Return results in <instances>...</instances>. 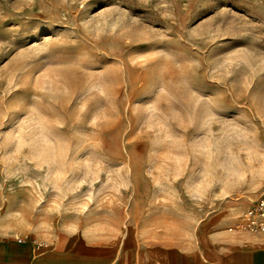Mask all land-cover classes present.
<instances>
[{"label": "rangeland", "instance_id": "obj_1", "mask_svg": "<svg viewBox=\"0 0 264 264\" xmlns=\"http://www.w3.org/2000/svg\"><path fill=\"white\" fill-rule=\"evenodd\" d=\"M264 193V0H0V231L188 247Z\"/></svg>", "mask_w": 264, "mask_h": 264}, {"label": "crops", "instance_id": "obj_2", "mask_svg": "<svg viewBox=\"0 0 264 264\" xmlns=\"http://www.w3.org/2000/svg\"><path fill=\"white\" fill-rule=\"evenodd\" d=\"M237 232V231H236ZM233 236L210 233L188 247L152 242L138 237L133 264H264V239L258 234ZM47 241V240H46ZM119 245L108 241L71 238L37 246L18 242L0 231V264H123Z\"/></svg>", "mask_w": 264, "mask_h": 264}, {"label": "built area", "instance_id": "obj_3", "mask_svg": "<svg viewBox=\"0 0 264 264\" xmlns=\"http://www.w3.org/2000/svg\"><path fill=\"white\" fill-rule=\"evenodd\" d=\"M228 230L258 234L264 239V193L240 213L237 222L229 227ZM26 239H29L32 244L37 246L47 245L46 240H39L27 236L16 237L18 242H23Z\"/></svg>", "mask_w": 264, "mask_h": 264}]
</instances>
